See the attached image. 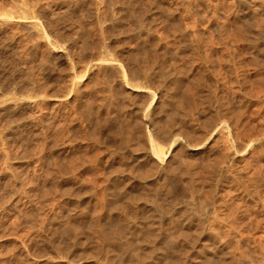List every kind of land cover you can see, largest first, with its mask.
Here are the masks:
<instances>
[{
  "label": "rangeland",
  "instance_id": "obj_1",
  "mask_svg": "<svg viewBox=\"0 0 264 264\" xmlns=\"http://www.w3.org/2000/svg\"><path fill=\"white\" fill-rule=\"evenodd\" d=\"M0 264H264V0H0Z\"/></svg>",
  "mask_w": 264,
  "mask_h": 264
},
{
  "label": "bare ground",
  "instance_id": "obj_2",
  "mask_svg": "<svg viewBox=\"0 0 264 264\" xmlns=\"http://www.w3.org/2000/svg\"><path fill=\"white\" fill-rule=\"evenodd\" d=\"M166 77H167V75H166ZM167 79H168V78H167ZM167 79H165V80H167ZM167 81H169V80H167ZM167 81H166V82H167ZM170 81H171V80H170ZM167 85H168V84H167ZM169 107H170V106H169ZM167 108H168V107L165 106V110H167ZM167 111H168V110H167ZM152 147H153V152H154L153 157H154V158H156L157 156L160 157L161 155H160V152H159L158 148L156 147V145H153ZM162 156H163V155H162ZM160 158H161V157H160ZM161 159H162V158H161ZM172 183H173V182H172Z\"/></svg>",
  "mask_w": 264,
  "mask_h": 264
}]
</instances>
